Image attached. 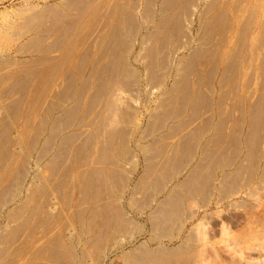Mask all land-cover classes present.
Segmentation results:
<instances>
[{
	"label": "bare ground",
	"instance_id": "bare-ground-1",
	"mask_svg": "<svg viewBox=\"0 0 264 264\" xmlns=\"http://www.w3.org/2000/svg\"><path fill=\"white\" fill-rule=\"evenodd\" d=\"M41 1L0 27V264H192L186 245H147L216 172L220 199L264 178V0ZM141 79L159 91L144 131ZM132 142L149 160L125 199ZM194 159L125 251L144 232L126 208L144 213Z\"/></svg>",
	"mask_w": 264,
	"mask_h": 264
},
{
	"label": "rangeland",
	"instance_id": "rangeland-1",
	"mask_svg": "<svg viewBox=\"0 0 264 264\" xmlns=\"http://www.w3.org/2000/svg\"><path fill=\"white\" fill-rule=\"evenodd\" d=\"M25 1L26 0H3L0 2V27L5 24V21H11L16 18L15 13L22 8L21 5L26 4L24 3ZM31 2L40 5L41 3H43L41 0H31ZM20 6L21 8H19ZM200 6L202 7V5ZM14 10H16L15 13L13 12ZM13 14L15 16H13ZM191 20L190 21L193 23V25L190 27L191 36L193 37V39H195V35L197 34L195 14L191 16ZM188 24L189 23H187V25ZM128 41L131 44H135L136 47L134 49V52H136L137 49V52H139L140 48L138 42H135L134 38L132 39L131 36H129ZM1 46L5 47V43H0V50ZM195 46L196 45L193 44V47ZM11 52L7 53V57L12 58V60L14 61H23L26 59L25 56L14 55V53ZM171 74V76L173 77L174 73L171 72ZM143 76L144 75L142 74V77ZM141 81L142 82H140L138 86H135L133 88L135 90L132 94H134L133 98L136 99V101L133 103V106H135L136 110L139 109L137 112L140 114L141 117L140 127L144 131L147 124L145 120H147V116H149L152 113L151 111H153L155 108L153 107L155 101L152 102V100L155 99V96L158 95L159 91L153 88L154 90L151 89V91H148L149 94L151 92V96L147 95L148 93H146V90L151 88V86H146L145 81H143L142 79ZM146 96H149L148 99L146 98ZM144 98L148 100L147 101L145 99L147 101H145L146 103L144 102L145 104L143 103ZM141 104L142 106H144L142 107ZM173 124V121L166 122L167 127H171ZM142 130L137 131V138L140 134V131ZM141 134L140 142L142 145H148L154 140L155 137H157V135H159H150V133H146L147 135L144 134V136L142 132ZM141 139L145 141H142ZM129 147L130 152L132 151V159L136 164V173L134 174L132 182H130L128 192L125 193V199H127V196H129L131 193L130 190L133 187L132 185H134L133 182H136L138 177L141 175L146 162L145 160H149L148 155H143V153L139 154L137 150L138 147L136 148L135 143H130ZM143 156H146L147 158L145 157L146 159H144ZM143 159L144 161H142ZM195 162L196 159L191 161L190 165H187V167L185 166L184 168H182V172L178 179L173 180L171 184L165 185L164 194L157 195L154 198H151L152 201H150L149 206L144 210V213H134V211H130L126 208V214H128L129 217L131 216L139 224V226L142 227L144 232L142 233L143 236L140 235L135 237L134 244L124 245L125 251H129V249L139 246V244L145 242L150 238V232L148 230L150 225L146 221L148 216H151L152 212L154 213L158 206L164 201L165 195H167L166 192L171 191L168 189L173 188V186L178 180L181 181L182 178H185V176L189 175L190 166L194 165ZM128 165V163H125V166L130 174L132 169L130 170V165ZM219 176L220 172H216L214 174V178H212L209 187V190L211 191L208 190L209 194L206 196V199H201L198 196H190L191 198L187 197L186 200L181 203L183 210V217H181L183 218V228L181 229L178 227L180 230H177L178 228H176L175 226L176 229L172 230L170 234L172 238L171 240H157L156 242H149L147 246L153 248L160 246L173 249L177 248L178 245H186L190 248V254L192 253L190 255V261H192V264H264V178L262 180L255 179L252 182L247 181V183L245 184H240L238 185V187H236L233 193L227 195L226 197L223 196L225 199L223 197L222 199H220L221 197L218 196L216 191L220 182ZM136 193L134 197H136V200H139L141 196L139 195V193ZM155 201H158V203H156ZM151 210L152 212H150ZM132 233L135 236V232ZM148 236L149 238H147ZM120 238L121 240H123V243L124 241L128 240V238H124V236Z\"/></svg>",
	"mask_w": 264,
	"mask_h": 264
}]
</instances>
